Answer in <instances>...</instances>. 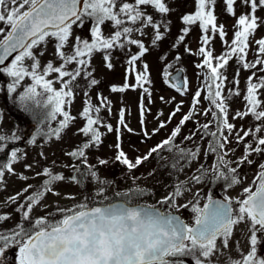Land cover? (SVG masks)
<instances>
[{
    "label": "snow or ice",
    "instance_id": "snow-or-ice-1",
    "mask_svg": "<svg viewBox=\"0 0 264 264\" xmlns=\"http://www.w3.org/2000/svg\"><path fill=\"white\" fill-rule=\"evenodd\" d=\"M223 2L227 13L235 16L234 6L237 0ZM216 3L217 0H195L194 13L182 16L184 25L198 24L201 29L202 46L198 49V54L203 60L196 66L206 71L203 74L202 87L194 93L188 112L182 115L170 136L151 147L145 154L129 157L121 147V130L133 135L137 133L126 123L125 110H120L118 127L115 129V160L124 165L129 173H133L153 154L164 149L169 152L175 149L170 166L181 172L184 170L181 167L182 162L190 167L199 160L201 142L210 138L204 155L215 156V162L211 165L215 173L214 179H224L231 187L242 183L238 171L240 165L255 163L251 159L253 155L264 157V136L258 135L264 132V124H258L248 130H237L236 126L229 122L228 101L233 96H239L240 92L235 89L229 90L227 95L224 94V82L227 77L221 71L233 58L246 70L258 65L264 66V59L258 58L251 63L246 61L250 38L260 25H264V19L256 15L258 9L264 10V0H240L250 11L238 17L230 45L225 40L224 26L217 25V16L214 14ZM149 8L152 9L151 12L148 11ZM171 12L168 0H0V25H3L0 26V66L5 65L8 58L16 53L9 66L0 67V74L12 80L8 85L9 93H15L26 78L31 80L19 100L33 101L37 107L46 109L44 120L49 123V127L41 135L49 140L53 137L60 140L61 133L78 118L66 110L73 103L75 88L78 87L76 82L83 78L88 81L89 87L99 83L97 79L92 78L94 70L91 59L96 52L106 53L103 56L105 67L111 70V51L135 46L137 52L131 54L127 60L129 69L126 71L124 84L113 85L110 90L123 93L139 88L147 95L149 103L152 102L153 82L149 65L143 63V70H137V62L149 52V48L142 40L135 38V35L139 33L140 36H146V29L151 28L154 33L151 44L155 46L164 38L163 32L168 30L167 21L162 23L156 16L165 17ZM89 20L92 21L90 40L76 36L71 52L65 51L73 38V26L82 28ZM105 25L113 29L112 34H103ZM209 32L212 33L211 36ZM188 33L189 28L185 27L179 41L183 42ZM217 33L227 50L214 57L213 51L207 46ZM49 39L55 41L54 55L60 60V64L56 66L50 60L42 67L39 57L45 54L44 50H35L42 45L46 47ZM255 43L258 45L257 56H264V38L256 40ZM185 51L191 53V49L186 48ZM176 59L179 60L180 57L177 56ZM28 61L31 63H27ZM72 65L75 67L70 68ZM53 73L56 74V79H48ZM130 74H134V84L128 82ZM164 75L167 77L168 73L165 72ZM168 82L166 79L165 83ZM56 83L60 84L59 89L54 86ZM233 83L238 85V80ZM169 86L175 87L181 96L188 91L187 80L182 88L173 84ZM261 89H264V76H250L244 95L246 109L238 111L233 119H244L251 115L256 122L264 121V101L259 99V96L264 94ZM202 92L205 93L203 100L210 105L203 111L198 108L202 103ZM87 95L85 92V96ZM174 99L173 97L171 100H165L163 96L160 97L161 102L165 104L173 103ZM98 101L99 103L94 105L91 100H85L79 113V118L83 119L85 124L78 129V133L88 139L67 153L74 160L80 161L83 167L88 169L92 179L101 185L95 196L91 201L85 197L83 202L71 207H57L54 212L33 218L35 209L48 207L43 201L49 194L60 196V185L67 182L80 185L82 180L78 179V176L85 175L76 164L65 166L72 168L76 173L70 177L49 167L42 168L36 173L37 177H43L39 188L33 189L31 184H26L16 195L8 197L9 203H17L19 197L24 196V202L19 203L16 209L21 214V222L12 229L0 231V264H6L8 253L12 250H15L13 264H184V257H190L193 264H216L214 258L221 254L222 250L229 248L235 228L242 223L249 225L250 250L247 254L240 252V258L230 259L227 264H264V255L258 252L259 248L264 247V162L258 164V173L252 185L243 188L241 198L233 201L232 198L225 197L224 202H221L209 196L202 208L197 199L192 205V212L195 214L192 225L172 211L189 206L178 203V199L188 190L186 182L176 183L173 190L156 204L132 203L134 197L147 194L146 190L139 186L123 194L116 193L117 197L123 196V202L106 203L105 201H109L106 182L100 179L93 166L88 164L87 156L88 149L98 147L102 142L101 127L106 128L108 132L114 130L111 124L105 123V118L101 115L102 110L111 115V102L104 97H98ZM143 101L144 95L141 96L140 103V124L145 139H150L152 135L166 128L167 124L183 111L181 101L169 113L167 121L159 119L163 116V112H159L156 117L159 121L158 127L149 133L144 117L145 112L150 110L145 108ZM209 114L212 119L207 122L201 124L196 120L199 115L207 117ZM53 121L58 124L55 128L51 127ZM189 121H194L199 126L184 137L186 141H193L196 145L195 148L186 149L175 144V141ZM213 127L215 130H212ZM197 134L199 142L196 140ZM233 134L236 144H244L242 156L235 161L228 158L235 152V149L228 147L233 142ZM248 137L253 138L252 142H247ZM5 140L6 137L0 135V142ZM30 143L35 144L36 137H33ZM2 151L4 149L0 147V152ZM17 160V151H12L8 162L0 165V185L4 183L5 170L9 174H15L13 165ZM107 163L106 160H99L100 165ZM233 163L238 167H232ZM26 168L31 169L32 165H27ZM197 172L199 174L191 176L190 179L200 183L207 175L208 169L204 164H200ZM19 179L27 181L28 177L20 175ZM132 179L135 181L137 177L133 176ZM196 196L199 197V193ZM65 198L75 199L71 195ZM161 206H167L168 210H163ZM10 219L9 214H0V223Z\"/></svg>",
    "mask_w": 264,
    "mask_h": 264
},
{
    "label": "rangeland",
    "instance_id": "rangeland-1",
    "mask_svg": "<svg viewBox=\"0 0 264 264\" xmlns=\"http://www.w3.org/2000/svg\"><path fill=\"white\" fill-rule=\"evenodd\" d=\"M172 12L165 17L156 18L161 21H167V31L163 32V39L155 46L151 44L153 38V30L147 28L146 36H140L139 33L135 35V38L142 40L149 48V52L142 57L141 61L137 62V70L142 71L143 63L149 65L150 78L152 80L151 92L152 102L149 103L146 94L142 93V90L137 88L135 91L129 89L123 93L111 92V87L122 86L125 82L126 71L129 69L127 60L131 54L137 52L135 46H126L125 50L114 49L111 51V62L113 68L111 70L105 67L103 56L105 52H96L92 59L91 65L94 70L95 78L99 83L95 86H88V81L81 78L76 83L78 87L75 88V96L70 108L66 110L70 111L72 116L78 117L72 121L69 128L61 133V139L56 140L47 139L42 136L41 133L48 130L49 123L44 120V113L47 111L43 107H37L33 101L21 102L19 96L23 93L24 88L30 83V79H25L23 83L17 88L15 93L8 92V85L12 83L11 78L4 74H0V135L6 137L5 141L0 142V147L4 151L0 152V165L7 163L10 159L11 152L17 151L18 160L13 165L15 174H9L5 170L4 183L0 185V214L7 213L11 219L0 223V231L8 230L16 227L20 223V213L16 211L18 204L24 202V196H20L17 203H9L8 197L16 195L20 192L26 184H31L33 189L39 188L42 184L43 177H37L36 173L40 172L42 168L49 167L56 172H63L66 176H72L76 174L72 168L65 167L66 165L76 164L80 167L81 172L85 175L78 179L82 180L80 185L70 182L64 183L59 186L60 196H53L49 194L43 201L48 207L37 208L32 213L33 218L45 216L47 212H54L57 207L67 208L77 203L83 202L85 197H88L89 201L95 196L97 189L101 186L97 181H94L91 175L88 173V169L84 168L80 161L74 160L68 156L67 153L75 150L88 138L83 134L78 133V129L84 126L85 121L79 118V113L84 107L85 100H91L95 105L98 104V97L107 98L111 102L112 112L109 116L106 110H102L101 115L105 118V123H109L113 126V131L108 132L106 128L101 127L102 142L98 147H93L87 150L88 164L93 166L100 177V179L106 182V195L109 197V201L123 200V196L117 197L116 193H125L130 189H135L139 186L146 190L145 195L134 197L133 204H156V202L162 199L165 195L169 194L173 190V186L178 182H186V188L183 196L178 199L180 204H188L187 208H181L179 211L172 209L173 213L181 215L189 225L194 222V213L192 212V205L199 199V206L202 208L207 202L209 196L214 197H229L233 201L237 198H241L242 190L244 187L252 185L254 178L258 173V164L264 162V157L253 155L251 159L255 163L249 165L247 163L240 165L238 168L239 176L242 179V183L235 186H228V182L224 179H214L215 173L211 169V165L215 162L214 155H204V150L210 140L201 142V155L199 160L192 163L191 166H187L181 163L183 171L178 172L174 170L170 165L174 159L175 149L173 152H169L167 149L161 150L157 154L145 161L139 166L133 173H129L126 167L115 160L117 149V132L115 129L118 127L119 112L121 109L125 110V121L129 127L135 129V135L128 133L125 130H121L120 137L122 149L129 155V157H135L145 154L151 147L155 146L162 140L170 136L171 131L178 125L184 113H187L191 105L192 97L196 90L202 87L204 79V72L206 69L198 68L196 65L202 63L203 57L198 54V49L201 45L202 32L198 24L194 26H186L182 22V16L184 14H192L195 11V0H168ZM235 16L227 13L226 5L223 0H217L215 5L214 14L217 16V25H223L225 28L226 36L225 40L230 45L234 38V32L236 30L237 19L241 14L249 12L250 10L237 0L234 6ZM149 12L152 9H148ZM256 15L264 19V10L258 9ZM92 21L84 23L83 27L73 26L72 40L69 42L68 47L65 49L67 52H71L72 45L75 43V37L81 36L82 38L90 40V27ZM3 26V25H0ZM188 27L189 33L185 36L183 42L179 41V36L182 35V30ZM113 29L105 25L103 27V34L108 36L112 34ZM211 36L212 33L209 32ZM2 38V37H0ZM264 38V25H260L254 36L250 38V48L246 61L251 63L256 59H264V56H257L258 45L256 40ZM55 41L49 39L46 47L36 49V52L44 50V55L39 57L42 67L48 62L53 61L56 66L60 64V60L54 55ZM213 51L214 57L220 56L227 50V46L221 41L219 34L217 33L207 46ZM191 49V53L186 52L185 49ZM180 59L177 60L176 57ZM162 57H164L162 59ZM215 62V61H214ZM27 63H31L28 61ZM70 68L75 65L69 66ZM175 68H183L185 70L186 79L188 82V91L185 95L181 96L173 87H170L169 83H165L167 77L165 72L169 73ZM227 77L224 82V94L227 95L229 90L238 89L239 96H233L229 101V122L236 126L237 130H248L257 126L258 124H264V121L256 122L251 115L244 119H233L232 117L238 112H242L246 109V102L244 95L246 93V85L248 78L255 74L256 77L264 76V66L258 65L256 68L244 69L235 58L231 59L225 69L221 70ZM237 72L239 73L237 75ZM48 79H56V74L53 73ZM238 80V85L233 81ZM128 82L130 84L135 83L134 74L129 75ZM59 89L60 84L54 85ZM85 92L88 93L85 96ZM261 93H264V89H261ZM198 108L203 111L204 108L209 107V103L203 100ZM144 95V106L150 111L145 112V127L149 133L153 129L158 127L159 121L157 120V114L163 112V116L159 119L167 121L169 113L175 108L176 104L183 102V111L178 113L176 117L172 119L167 127L161 129L155 135H152L150 139H145L141 131L140 124V103L141 96ZM163 96L165 100H171L175 98L173 103H162L160 97ZM261 101H264V94L259 96ZM58 119H62L58 117ZM211 114L205 117L199 115L196 120L199 123H204L211 120ZM58 124L53 121L51 127L55 128ZM199 125L194 121H189L182 128L181 134L176 138L175 144L183 148H195L193 141H186L184 137L188 136ZM212 130H215L213 127ZM227 134V133H226ZM231 137L233 142L228 145L229 148L235 149V152L230 154V159L233 161L240 158L244 151V144H236L235 139ZM243 135V132H241ZM261 136H264V132H261ZM15 136L16 138H13ZM33 137H36V143H30ZM252 137L247 138V142H252ZM196 140L199 142V134H197ZM43 153V156H41ZM99 160L108 161L105 165H100ZM200 164L208 169L207 175L200 183L191 181V176L198 175L197 168ZM27 165H32L31 169H27ZM232 167H238L233 163ZM20 175L28 177L27 181L19 179ZM137 179L134 181L132 177ZM255 190V189H253ZM199 193V197L196 194ZM26 195V194H25ZM74 196L75 199H66V196ZM96 199H100L96 197ZM163 210L167 211V206H161ZM27 223V222H25ZM248 223H242L238 225L229 241V248L222 250V253L215 257L216 264H227L230 259H238L239 253L247 254L250 250L249 237L251 233L248 230ZM219 243V242H218ZM259 254L264 255V247L258 249ZM15 256V250L9 251L6 264H13ZM184 264H193L190 257H184Z\"/></svg>",
    "mask_w": 264,
    "mask_h": 264
},
{
    "label": "water",
    "instance_id": "water-1",
    "mask_svg": "<svg viewBox=\"0 0 264 264\" xmlns=\"http://www.w3.org/2000/svg\"><path fill=\"white\" fill-rule=\"evenodd\" d=\"M15 55L16 53H14L11 57L8 58V60L5 62V65L0 66V67L9 66L11 63V60L14 58ZM167 80L169 81L170 84L180 86L182 88L184 86V81L187 80L186 75H185V70L183 68H175L173 71L168 73ZM213 200L224 202V198L222 197H216V198H213ZM113 202L120 203V202H123V200H115ZM136 204H141V203H136ZM174 214L179 215L178 213H174ZM179 216L181 217V219H183L187 223V221L181 215Z\"/></svg>",
    "mask_w": 264,
    "mask_h": 264
}]
</instances>
